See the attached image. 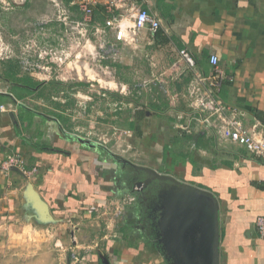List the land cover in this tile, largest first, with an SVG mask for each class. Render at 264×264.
<instances>
[{
    "label": "crops",
    "instance_id": "1",
    "mask_svg": "<svg viewBox=\"0 0 264 264\" xmlns=\"http://www.w3.org/2000/svg\"><path fill=\"white\" fill-rule=\"evenodd\" d=\"M44 3L26 0L23 7L0 13L15 55L33 33L42 39L38 31L48 32L52 41L60 34L57 23L38 21L48 13ZM143 7L160 28L140 30L135 43L121 47V60L110 65L123 92L92 100L79 90L76 98L64 84L60 89V83L56 87L24 73L14 56L0 60V105L6 106L0 112V264H169L159 251L158 256L142 251L139 237L132 241L128 218L118 229L116 222L118 236L110 237L101 233L107 211L89 212L131 194L145 176L119 161H130L122 157L123 145L134 157L141 147L147 150L144 167L216 197L220 264H264V240L255 229L256 217L264 216V160L202 130L192 119L186 89L194 75L209 74V57L216 55L221 72L232 79L224 80L218 97L238 108L243 126L264 139V0H147ZM70 10L79 18L74 7ZM93 13L104 19L101 6ZM182 50L194 58V70L181 60ZM19 79L40 85L29 94L20 85L18 100L12 83ZM142 82L148 89L141 94ZM79 98L87 99L84 108ZM90 129L112 132L110 141L86 138ZM166 145L168 155L160 164ZM15 154L23 158L24 171L37 172L4 169ZM31 191L46 205V214ZM56 241L62 251L54 249Z\"/></svg>",
    "mask_w": 264,
    "mask_h": 264
},
{
    "label": "built area",
    "instance_id": "2",
    "mask_svg": "<svg viewBox=\"0 0 264 264\" xmlns=\"http://www.w3.org/2000/svg\"><path fill=\"white\" fill-rule=\"evenodd\" d=\"M20 1L22 4L26 2ZM49 1L54 9L53 21L61 27V34L56 36L52 44H43L38 37L30 36L23 42L19 53L14 55L11 46L0 40V60L14 56L24 73L35 74L41 81L64 82L70 79L67 78L70 66L76 69L79 64L81 72L74 75L79 81H90L87 70L94 74V78L113 79L110 65L121 60V47L135 43L139 31L144 28L153 33L160 28V21L143 7L147 0H69L68 3L63 0ZM96 6L102 7V21L94 18ZM70 7L77 10L79 18L73 17ZM110 33L112 39L109 38ZM37 34L45 35L42 31ZM179 54L187 68L194 70V58L185 50ZM209 63V74L194 75L186 88L190 97L192 119L202 130L213 131L221 140L243 147L250 155L264 160V139L243 126L239 120L242 113L238 108L226 105L218 97L224 80L232 79L221 72L216 55L209 57ZM70 76L73 77L72 74ZM146 89L147 83L142 84L141 94ZM104 90L101 86L97 91L102 98L107 96ZM115 91L123 92L124 89L118 85ZM5 111L6 106L0 105V112ZM23 165V158L15 154L4 163L3 168L19 167L27 175L37 172L36 168L26 172ZM135 191L137 190L132 193ZM136 200L135 194H130L123 201L111 200L107 201V205L91 206L89 212H100L102 207L106 212V207L112 206L115 208L114 216L120 217L125 208ZM255 229L258 237L264 240V216L256 217ZM73 234L74 232L72 236Z\"/></svg>",
    "mask_w": 264,
    "mask_h": 264
},
{
    "label": "water",
    "instance_id": "3",
    "mask_svg": "<svg viewBox=\"0 0 264 264\" xmlns=\"http://www.w3.org/2000/svg\"><path fill=\"white\" fill-rule=\"evenodd\" d=\"M78 141L89 147L87 139ZM143 179L135 183L141 191L146 187L160 186L158 197V229L163 257L169 264H220L219 208L216 197L209 191L180 182L176 178L159 173L155 169L134 165L125 159ZM31 194L35 206L47 213L46 205L34 191Z\"/></svg>",
    "mask_w": 264,
    "mask_h": 264
},
{
    "label": "rangeland",
    "instance_id": "4",
    "mask_svg": "<svg viewBox=\"0 0 264 264\" xmlns=\"http://www.w3.org/2000/svg\"><path fill=\"white\" fill-rule=\"evenodd\" d=\"M44 1H45L44 4L45 5L47 4V6H48V9L46 10V13L47 12L48 13L47 14H43L42 16H40L38 18V21H41L43 24L57 23V22L53 21L54 20V9L51 6L50 1L49 0H44ZM25 3L22 4L20 0H0V13L1 12H7V11H13L14 9H16L18 7H23L25 5ZM52 25H54V24H52ZM32 33H33V31H32ZM32 33L29 34V35H32ZM49 34L50 33L46 32L45 35L42 37V39L41 38H38V39H40V41H42L43 44H52V40H50V38L48 36ZM8 36H9V34H8V32L6 33L4 31V28H3V25H2V22H1V18H0V40L3 41V42L4 41L6 42V38H9ZM32 36H35V33H33ZM17 39H19V37H17ZM20 39H21V37H20ZM26 40H24V41H26ZM11 49H12V52L14 53V55H15V52L13 51L14 50L13 47H11ZM79 65H77L76 69H74L73 67L70 66V70L69 71L67 70L69 72L67 74V78L70 77V79L68 78V80H66L64 82L54 81L56 83V85L58 83H60L58 85L62 84L60 87L58 85L57 86L55 85V86L59 87L60 89H62L61 87H63V84H64L65 91L68 88L67 90H70L69 92L72 93V95L74 97H76V98L78 97V92H76V91H79V90L85 91V93H87L88 97L89 98L91 97L92 100L94 99V96L100 98V96L98 95L99 93H97V91L99 90V88L101 86H102L103 89H105L104 91H106V93L107 92H115V90L117 88L116 84H115L116 81H113L112 79H108L107 77H105L103 79H101L100 77H97V78L95 77L94 78V74L92 72H90L89 70H87L88 78L90 80L89 82L77 80L76 77H74V75L78 71L81 72ZM71 74H72L73 77L70 76ZM84 80H86V79H84ZM98 83H100L101 86ZM144 83L145 82H142V84H144ZM79 84H82V87L79 86ZM68 85H70V86H68ZM76 85H78V86H76ZM57 98L64 99V97H62L61 95L57 96ZM139 98L143 102L146 100V98L144 96H140ZM79 100H80V102L84 101V100H82V98H79ZM92 100H91V102H92ZM88 101H90V100H88ZM86 103H87V99H86V101L81 103V106L82 107H83V105L85 106ZM109 132L110 131H108V133H105L103 131L102 133H99V132H96V129H90V130H88L86 132L87 133L86 134L87 135L86 138H92L95 142L98 141V142L103 143V141H105V142L107 141L106 143H108V141H110V136L112 135V132H110V133ZM113 132H114V130H113ZM121 134H122V137L125 138L124 137L125 134L124 133H121ZM95 145H97V143H95ZM123 146L124 147H122V149H121L122 150V157L126 158V159H128V160H130L132 162H135L136 164H134V165L143 166L142 165V162L144 161L143 157H144L145 153L147 152V150H145V149H143L141 147V151L137 150L138 152L135 153V157H134V156H132V152L130 150L128 151V149H126L125 145H123ZM129 146H131V145H129ZM130 161H128V162H130ZM132 162H130V163H132ZM139 181H141V180H139ZM139 181H136V182H139ZM133 188H134L133 190H137V191H135L134 193H131V194H135L137 200L135 201V203L129 204L128 207L125 208L124 214L122 216H120V217L114 216L115 208H113L112 206H110L109 208L106 207L108 215L106 217L107 218L106 221H104V222H106V224L105 223L103 224V229L101 230V233L105 232V234H107V236H110V237H113L114 235H117L116 234L117 231L115 229V225L119 222V224L117 226V229H118V227L125 226L126 222L123 223V218H125V219L128 218L127 224H129V225H133L134 224L133 227L130 226L129 229L127 228V230H129V234L131 233L132 241H134V239L139 237L140 238V240H139L140 244H143L142 251H145V252H150L151 251V252L154 253V256H158L159 253L162 256H164L163 252L161 250V245L158 242L159 234H158V232L155 233V234L153 233V229H152L151 225L148 224L147 219L144 216L146 214L145 213V206H146L147 203L144 202L141 205V202H143V200H144L143 190L146 189L147 187L143 188L141 190L142 192L139 191L138 188L136 189L135 185H134ZM151 188L153 189V187H151ZM133 190H132V192H133ZM129 195H130V192L129 193H124L121 196L122 198H120V199H122V201H123L124 198H127ZM123 204L124 203L122 202V205ZM123 206H125V205H123ZM135 208L139 209L140 211L139 212L135 211ZM103 212H104V208L102 207L100 212H95V213L100 216ZM105 213L106 212H104L103 214H105ZM135 222L138 223L140 226L135 225ZM99 228H100V225H99ZM72 233H73V230H72ZM72 233H71V237H72ZM71 237H70V239L72 241H74V238L73 237L71 238ZM110 239H113V238H110ZM54 245H55L54 249L56 251H58V252L62 251V246H61V244L58 241H56ZM96 247H98V246L96 245ZM158 251H159V253H158ZM164 259H165L166 262H168L165 257H164Z\"/></svg>",
    "mask_w": 264,
    "mask_h": 264
},
{
    "label": "flooded vegetation",
    "instance_id": "5",
    "mask_svg": "<svg viewBox=\"0 0 264 264\" xmlns=\"http://www.w3.org/2000/svg\"><path fill=\"white\" fill-rule=\"evenodd\" d=\"M161 189L160 186H156V188L147 187L143 190L144 200L141 202V205L145 202L147 203L145 206V218L147 219L148 224L151 225L153 229V233H157L158 229L156 226V222L158 220V197L157 192ZM142 192V191H141ZM140 202V201H139Z\"/></svg>",
    "mask_w": 264,
    "mask_h": 264
},
{
    "label": "trees",
    "instance_id": "6",
    "mask_svg": "<svg viewBox=\"0 0 264 264\" xmlns=\"http://www.w3.org/2000/svg\"><path fill=\"white\" fill-rule=\"evenodd\" d=\"M13 88H12V93L15 95V98L18 100H22V97H20V94L18 92H20V85H23L25 87V89L28 91L26 93L29 94V92H32L33 90H35V88H37L38 82L36 83L35 81L31 80V79H19L14 81L13 83ZM78 86V85H76ZM79 86H82V84H79ZM21 107V105H20ZM168 145L164 146V150L163 152L160 154L159 158H160V164H162L163 160H165V157L168 155L167 154V147ZM174 155V154H173ZM160 170L163 171L164 168L162 166H160Z\"/></svg>",
    "mask_w": 264,
    "mask_h": 264
}]
</instances>
